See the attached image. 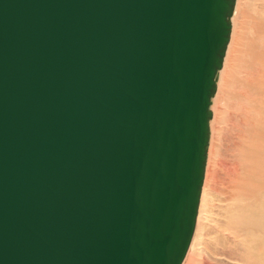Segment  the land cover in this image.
<instances>
[{"label": "water", "instance_id": "obj_1", "mask_svg": "<svg viewBox=\"0 0 264 264\" xmlns=\"http://www.w3.org/2000/svg\"><path fill=\"white\" fill-rule=\"evenodd\" d=\"M235 0H0V264H182Z\"/></svg>", "mask_w": 264, "mask_h": 264}, {"label": "bare ground", "instance_id": "obj_2", "mask_svg": "<svg viewBox=\"0 0 264 264\" xmlns=\"http://www.w3.org/2000/svg\"><path fill=\"white\" fill-rule=\"evenodd\" d=\"M217 73L202 193L212 185L214 156L225 129L221 105L228 99L238 107L229 186L239 200L228 225L236 242L225 255L241 264H264V0L236 1Z\"/></svg>", "mask_w": 264, "mask_h": 264}, {"label": "rangeland", "instance_id": "obj_3", "mask_svg": "<svg viewBox=\"0 0 264 264\" xmlns=\"http://www.w3.org/2000/svg\"><path fill=\"white\" fill-rule=\"evenodd\" d=\"M236 1L237 0H235V5ZM217 79L216 89L218 81ZM212 99L210 104V110L213 116ZM221 110L224 114L223 118L225 120V129L220 136L221 142L218 147V150L216 151V155L214 156L215 163H213L212 167V185L210 186V188L207 189V191H205L204 194L202 193V185L193 237L191 239L189 248L183 259L182 264H241L238 261L225 255L232 251L236 242L235 238L230 233V226L228 225H232L230 223V219L233 215V208L239 200V197L235 193H233L229 186L232 169L236 162L234 149L232 146V138L234 136L236 128V121L234 117L238 112V107L235 103L226 99L224 101V104L221 105ZM210 121L209 140L211 136ZM202 194L204 195V197H202Z\"/></svg>", "mask_w": 264, "mask_h": 264}]
</instances>
